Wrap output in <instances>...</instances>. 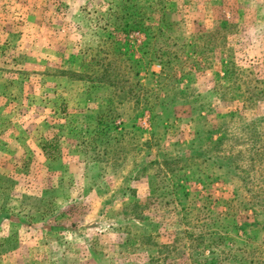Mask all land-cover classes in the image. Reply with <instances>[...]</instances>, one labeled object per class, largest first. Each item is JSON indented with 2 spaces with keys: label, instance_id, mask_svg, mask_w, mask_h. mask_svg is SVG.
<instances>
[{
  "label": "rangeland",
  "instance_id": "1",
  "mask_svg": "<svg viewBox=\"0 0 264 264\" xmlns=\"http://www.w3.org/2000/svg\"><path fill=\"white\" fill-rule=\"evenodd\" d=\"M217 251L264 264V0H0V264Z\"/></svg>",
  "mask_w": 264,
  "mask_h": 264
},
{
  "label": "trees",
  "instance_id": "2",
  "mask_svg": "<svg viewBox=\"0 0 264 264\" xmlns=\"http://www.w3.org/2000/svg\"><path fill=\"white\" fill-rule=\"evenodd\" d=\"M126 17H127L128 20H125L124 25L122 27H119L120 30H123V31L130 30V29L134 28V27H132L133 25H136V24H138L140 22L138 19H135V20L130 21L131 18H132L130 14H128ZM116 28H118V26H116ZM104 60H105V57H99L98 60H97V58H94L93 59L94 63L91 62V64H90V78L99 79V80H105V81H108L110 83L112 81L115 82L116 81L115 78H113V77L110 78L108 76V74H109L108 72H109V68L110 67H109V63L108 62H104ZM73 74H76V73L73 72ZM84 74L85 73H78V76H83ZM44 150L46 151V149H44ZM177 163H178V160H176V159H163L161 162H159V166L160 165L164 166L165 167L164 174H168V172H173L174 171L175 164H177ZM158 169H160V168L158 167ZM145 171H146V166L142 167V169H141V171H140L139 174H144ZM160 172H161V169H160ZM175 189L177 190L175 192H176V194L178 196L183 195L184 197H186V196L189 195V193L186 191V189H185V187L183 185L181 186L180 184H176L175 185ZM210 234H211V232L208 235H210ZM202 236L203 235H201L200 238ZM224 236L227 237V238H229V236L227 234L224 235ZM218 241L219 242H223L224 241V237L221 236ZM212 245H214V244L213 243L206 244L205 247L206 248H209L211 246V248H212ZM217 252L219 253V251H217ZM246 252L250 253L247 250L246 251H243V253H246ZM219 255L220 256L221 255H226L225 257L222 256V259H225L226 262H227V264H229L228 263V260L230 259V257L227 256V255H229V252L228 251L227 252L223 251L222 253H219ZM237 257H239V256L238 255L235 256V258H237ZM245 259H246V257L243 254L240 255L239 259H237V261H238L237 264H245ZM216 261H217V258L211 257L209 259V262L208 263L209 264H216ZM248 263L250 264V262H248Z\"/></svg>",
  "mask_w": 264,
  "mask_h": 264
}]
</instances>
